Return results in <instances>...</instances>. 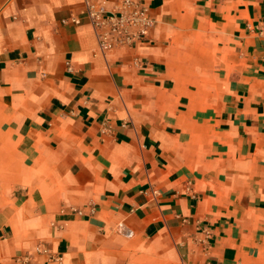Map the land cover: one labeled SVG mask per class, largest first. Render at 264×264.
I'll return each mask as SVG.
<instances>
[{
    "label": "crops",
    "instance_id": "crops-1",
    "mask_svg": "<svg viewBox=\"0 0 264 264\" xmlns=\"http://www.w3.org/2000/svg\"><path fill=\"white\" fill-rule=\"evenodd\" d=\"M140 3L0 0V264H264V0Z\"/></svg>",
    "mask_w": 264,
    "mask_h": 264
},
{
    "label": "built area",
    "instance_id": "built-area-1",
    "mask_svg": "<svg viewBox=\"0 0 264 264\" xmlns=\"http://www.w3.org/2000/svg\"><path fill=\"white\" fill-rule=\"evenodd\" d=\"M84 13L96 36L97 49L102 53L114 46L144 41L148 29L153 24L140 0H122L115 11H108L103 4L84 0ZM73 21L79 22L76 19ZM37 250L47 254L49 262H60L61 258H53L44 246L38 245ZM16 261L19 264H30L28 256Z\"/></svg>",
    "mask_w": 264,
    "mask_h": 264
}]
</instances>
